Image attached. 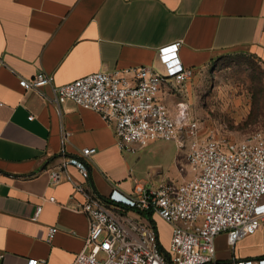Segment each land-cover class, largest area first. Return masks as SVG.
<instances>
[{"label": "crops", "instance_id": "crops-1", "mask_svg": "<svg viewBox=\"0 0 264 264\" xmlns=\"http://www.w3.org/2000/svg\"><path fill=\"white\" fill-rule=\"evenodd\" d=\"M174 42L194 73L229 49H247L264 63V0H0V264H25L31 257L39 264L72 263L88 219L74 208L83 199L73 188L80 172L63 159L82 157L83 147L96 148L83 158L88 183L101 197L113 187L129 192L134 180L154 187L193 175L174 141L123 151L113 123L97 111L72 101L57 106L42 93L50 94V86L24 89L19 79L43 70L62 84L142 64L162 71L159 48ZM169 91L164 85L161 98L176 114ZM50 170H61L59 181L51 182ZM50 226L58 229L48 240ZM246 237L225 254L216 249L217 257L264 253L243 245ZM219 238L227 244L220 232L215 246Z\"/></svg>", "mask_w": 264, "mask_h": 264}, {"label": "built area", "instance_id": "built-area-1", "mask_svg": "<svg viewBox=\"0 0 264 264\" xmlns=\"http://www.w3.org/2000/svg\"><path fill=\"white\" fill-rule=\"evenodd\" d=\"M178 48V42L159 48L162 71L142 64L95 71L62 84H54L43 70L19 79L24 89L42 92L43 86H50V94L42 93L57 106L72 101L97 111L113 123L115 143L123 151L136 152L156 139L174 141L185 150L193 171L191 177L154 187L134 180L129 192L113 187L101 197L88 183L83 158L96 148L83 147L82 157H65L63 165H75L81 175L73 188L83 199L76 200L74 208L88 219L84 245L71 264H264V253L220 259L215 246L220 232L234 248L240 239L264 228V135L257 132L240 139L203 135L185 107L172 113L161 98L162 87L172 90L194 75V68L181 61ZM49 176L55 183L61 170H50ZM40 211L41 204L35 215ZM155 217L170 227L166 247L152 222ZM57 229L48 228V240ZM39 262L31 257L25 264Z\"/></svg>", "mask_w": 264, "mask_h": 264}, {"label": "rangeland", "instance_id": "rangeland-1", "mask_svg": "<svg viewBox=\"0 0 264 264\" xmlns=\"http://www.w3.org/2000/svg\"><path fill=\"white\" fill-rule=\"evenodd\" d=\"M168 100L175 112L180 102L185 103L187 114L198 120L203 135L232 139L257 132L264 135V63L247 49L223 51L196 69L186 82L174 84ZM156 218L159 240L166 247L170 227ZM253 235L246 237L243 245L264 248V228ZM216 249L225 254L232 247L219 238Z\"/></svg>", "mask_w": 264, "mask_h": 264}, {"label": "water", "instance_id": "water-1", "mask_svg": "<svg viewBox=\"0 0 264 264\" xmlns=\"http://www.w3.org/2000/svg\"><path fill=\"white\" fill-rule=\"evenodd\" d=\"M163 252H164L165 255H167V252L164 249H163Z\"/></svg>", "mask_w": 264, "mask_h": 264}, {"label": "trees", "instance_id": "trees-1", "mask_svg": "<svg viewBox=\"0 0 264 264\" xmlns=\"http://www.w3.org/2000/svg\"><path fill=\"white\" fill-rule=\"evenodd\" d=\"M148 216L150 217V215H149V214H148ZM152 222H153V223H155L153 219H152Z\"/></svg>", "mask_w": 264, "mask_h": 264}, {"label": "snow or ice", "instance_id": "snow-or-ice-1", "mask_svg": "<svg viewBox=\"0 0 264 264\" xmlns=\"http://www.w3.org/2000/svg\"><path fill=\"white\" fill-rule=\"evenodd\" d=\"M167 51V50H166Z\"/></svg>", "mask_w": 264, "mask_h": 264}]
</instances>
